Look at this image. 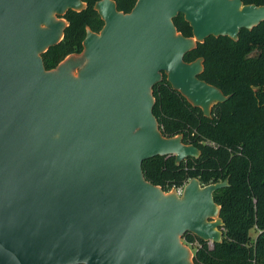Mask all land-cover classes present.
<instances>
[{
	"label": "water",
	"instance_id": "95a60500",
	"mask_svg": "<svg viewBox=\"0 0 264 264\" xmlns=\"http://www.w3.org/2000/svg\"><path fill=\"white\" fill-rule=\"evenodd\" d=\"M87 5L0 0V264H195L183 237L223 240L214 192L228 179L192 178L180 196L146 178L147 159L201 155L163 134L153 88L166 74L210 116L229 95L200 77L203 57L185 55L210 35L238 39L264 20V3L137 0L123 11L97 0L102 28L47 68L64 15ZM179 13L193 35L178 30Z\"/></svg>",
	"mask_w": 264,
	"mask_h": 264
},
{
	"label": "trees",
	"instance_id": "16d2710c",
	"mask_svg": "<svg viewBox=\"0 0 264 264\" xmlns=\"http://www.w3.org/2000/svg\"><path fill=\"white\" fill-rule=\"evenodd\" d=\"M86 1V8L69 9L64 15L69 21L64 37L43 53L47 68L56 67L70 53L81 52L88 27L98 31L104 25L95 8L97 0ZM116 1L119 10L130 11L137 0ZM174 21L179 31L193 35L183 13ZM198 57L204 58L200 77L229 95L214 104L210 116L175 89L166 74L153 90L154 113L163 134H182L184 142L196 145L201 155L181 163L175 156H156L143 162V170L150 182L165 191L192 178L204 185L228 179L227 186L214 192L225 224L223 240L210 245L189 232L183 239L195 249V264H264V20L253 28H242L238 39L210 35L199 41L185 59Z\"/></svg>",
	"mask_w": 264,
	"mask_h": 264
},
{
	"label": "rangeland",
	"instance_id": "374dc122",
	"mask_svg": "<svg viewBox=\"0 0 264 264\" xmlns=\"http://www.w3.org/2000/svg\"><path fill=\"white\" fill-rule=\"evenodd\" d=\"M75 72H77V70H75ZM251 234H252V237L255 239L257 237V235H258V232H257V230L254 229V230L251 231ZM183 242L185 243L184 239H183ZM188 246L191 248L193 254H195V249L191 245H189V244H188Z\"/></svg>",
	"mask_w": 264,
	"mask_h": 264
},
{
	"label": "built area",
	"instance_id": "2783aa9c",
	"mask_svg": "<svg viewBox=\"0 0 264 264\" xmlns=\"http://www.w3.org/2000/svg\"><path fill=\"white\" fill-rule=\"evenodd\" d=\"M186 184H187V183H186ZM186 184H185V185H186ZM185 185H182V186L176 188L178 195L181 196V195L183 194V191H184Z\"/></svg>",
	"mask_w": 264,
	"mask_h": 264
},
{
	"label": "bare ground",
	"instance_id": "6f19581e",
	"mask_svg": "<svg viewBox=\"0 0 264 264\" xmlns=\"http://www.w3.org/2000/svg\"><path fill=\"white\" fill-rule=\"evenodd\" d=\"M210 245H213V242L212 241H209Z\"/></svg>",
	"mask_w": 264,
	"mask_h": 264
}]
</instances>
